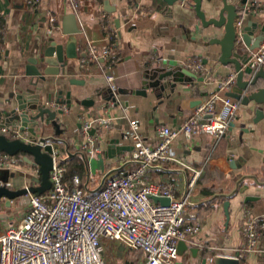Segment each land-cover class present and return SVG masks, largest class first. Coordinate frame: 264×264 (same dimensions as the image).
<instances>
[{
    "label": "crops",
    "instance_id": "1",
    "mask_svg": "<svg viewBox=\"0 0 264 264\" xmlns=\"http://www.w3.org/2000/svg\"><path fill=\"white\" fill-rule=\"evenodd\" d=\"M30 1L0 0V111H11L17 106L14 95L32 87L33 78L25 75L27 60L40 58L51 41L66 45L70 36L64 34L63 23L68 15L75 14L81 30L76 36L79 58L66 60L67 66L59 76H48L46 81H40L38 87L41 89L37 94L47 103L48 100L65 101L66 94L71 93L73 107L66 113L68 121L63 126L66 132L62 138L68 141L70 152L75 153L74 159L83 162L85 177L91 174L98 179L113 172L127 174L135 167L128 162L132 146L125 139L132 122L140 124V133L147 145H157L162 126L180 129L199 101L207 100L215 93L220 80L235 73L234 66L216 65L208 56L209 48L205 44L222 32L213 27L204 29L190 3H177L167 8L162 0H110L116 12L108 13L105 0H40L37 4ZM213 3L221 6L222 1L203 0L202 8L208 17H212L209 10ZM251 4L255 6L252 12L257 13L253 21L263 26L264 0H251ZM104 15L114 22L119 34L111 56V60L114 59L111 69L103 61L84 65L85 58L81 56L89 45L102 49L111 42ZM51 17H56L58 22L53 31ZM238 19L244 25L248 21L246 17ZM256 36L257 33L252 45ZM257 49L242 44L235 55L245 64ZM213 50L220 51L219 47H213ZM194 61H201L205 66L206 72L199 75L204 81L177 83L174 88L157 95L149 91L148 97L123 96L115 105L101 96L111 87L140 89L146 69L155 64L189 68ZM250 77L247 73L245 79ZM74 79L85 83L71 85L69 81ZM263 86L261 81L260 87ZM232 93L243 94V91L236 85ZM84 99H92L95 103L89 107L77 104ZM239 102V114L220 141L202 136L192 146H186L181 138L173 144L174 152L185 156L186 162L205 169L187 209L191 222L201 224L202 232L187 242L190 248L180 255L179 264H214L217 256L237 257L244 244L241 226L245 215L248 213L264 222V106H261L263 116L258 118L255 104L245 106ZM81 115L113 120L110 129H99L97 146L101 152L94 157L84 148L86 141L79 132L77 118ZM0 124V129L14 128L5 117ZM46 131L49 137L55 132L53 128ZM28 166L36 169L27 164L10 174H3L12 189L32 184L35 177ZM163 168L149 170V180L153 183L173 182L178 194H182L186 190L189 171H184L177 163H169ZM247 197H259L260 200L246 203ZM28 200L27 196L20 197L10 206L3 200L0 234L20 223L28 209ZM227 202L228 211L225 210ZM199 245H207L211 250L194 254L191 249ZM104 248L108 264H131L142 256L109 240L104 241ZM240 264H264V233L259 252L247 255Z\"/></svg>",
    "mask_w": 264,
    "mask_h": 264
},
{
    "label": "built area",
    "instance_id": "2",
    "mask_svg": "<svg viewBox=\"0 0 264 264\" xmlns=\"http://www.w3.org/2000/svg\"><path fill=\"white\" fill-rule=\"evenodd\" d=\"M39 2L30 1L34 4ZM104 19L111 42L102 49L89 45L83 64L103 61L111 63V69V56L117 47L119 34L114 22L106 15ZM57 23L56 17L50 18L51 31ZM242 26V20L237 19L236 27L240 30ZM243 68L251 76L264 69V39ZM189 69L197 74L206 72L201 61L191 62ZM236 85V72L220 80L215 93L195 108L180 129L168 125L159 129L157 145H147L140 133V124L132 122L125 139L132 146L128 162L135 167L127 174L113 172L98 179L91 174L84 178L75 174L68 182L66 163L74 158L75 153L70 152L68 141L61 137L63 144L53 149L51 189L43 194H29L28 209L20 223L0 234V264H108L105 240L142 254L131 264H179V243H187L202 232L201 224L191 222L187 209L205 169L186 162L185 156L174 152L173 144L179 138L186 146H192L202 136H211L216 141L225 137L241 108L239 101L228 96ZM46 106L65 113L69 111L65 104L54 101L47 102ZM77 122L88 154L91 157L100 154L98 131L100 128L110 129L113 120L81 115ZM0 133L11 139L30 142L27 130L2 128ZM48 143L53 144L52 141ZM169 163H177L184 171H189L186 190L180 195L173 182L153 183L148 178L149 170L164 169L163 166ZM24 165L27 164L23 156L0 152V170L13 171ZM35 167L33 176L39 178V168ZM3 185L0 182V186ZM8 187L11 188L9 183ZM152 197L169 198L170 204L162 206ZM241 233L244 244L236 257L240 262L247 255L259 252L264 222L247 213ZM197 247L202 252L211 250L207 245Z\"/></svg>",
    "mask_w": 264,
    "mask_h": 264
},
{
    "label": "water",
    "instance_id": "3",
    "mask_svg": "<svg viewBox=\"0 0 264 264\" xmlns=\"http://www.w3.org/2000/svg\"><path fill=\"white\" fill-rule=\"evenodd\" d=\"M162 1L167 8H172L177 3L182 5L190 3L204 29L213 27L222 32L220 36L215 35L205 44V47L209 48L208 56L212 57L213 63L216 65L234 66L237 73V85L243 91V94L231 92L228 93V96L241 101L245 106L251 103L255 104L257 106L256 115L258 118L263 116L261 106H264V86L260 87V82H264V69H260L249 79H245L247 72L243 68L244 63L235 55V52L242 44L254 50L260 46L264 39V25L261 26L253 21L257 13L252 12L251 0H221V6L213 3L209 10L212 17H208L207 12L203 10V0ZM23 6L18 5V7ZM104 6L106 12H116V8L111 6L110 0H105ZM240 17H246L248 21L246 25L243 22V26L239 30L236 27V21ZM63 29L64 34L70 36L66 45L58 44L54 40L51 41L50 46L43 52L40 58L30 57L27 60L28 64L25 66V75L33 78L30 83L32 87L22 90L18 95H14L17 99V106L12 108L11 111H0V121L5 117L7 123L10 126H14L13 129L27 130L30 134V142L26 143L19 139H11L0 133V152L11 156L22 155L27 164L37 166L40 171V177L33 178L32 185L28 188L11 189L8 187L9 179L3 177L4 173L10 174V171L0 170V182L4 183L3 186H0V209L3 200H6V205L10 206L11 202L17 198L25 197L29 194H43L51 189L50 173L54 166L53 149L60 148L64 142L60 138L66 132L63 126L68 121V116H66L63 110H53L47 107L46 103L42 101L41 96L37 94V91L41 89L38 87L40 81H46L48 76H59L62 73V69H65L67 66L66 60L79 58L76 36L81 33V30L78 27L75 14L68 15L65 18ZM255 33H257V36L255 37L254 45H252ZM213 47H219V53H216ZM81 56L86 58L87 54L85 53ZM199 75L192 72L189 68L155 64L146 69L144 81L140 89L130 90L111 87L106 91L107 93H102L101 96L108 102H120V97L130 95L148 97L149 91L157 95L168 88H174L177 83H191L194 80L204 81V78ZM69 83L71 85H83L85 82L74 79L70 80ZM60 98H62V95ZM52 101L48 100V102ZM57 102L65 104L69 110L73 107L71 93L66 94L65 101L62 100L60 102L59 99ZM78 103L82 107H89L94 105L95 101L84 99L77 101ZM128 104L126 103V105ZM200 104L201 101H199L198 105ZM88 117H91V114H88ZM3 125L5 124L3 123ZM48 128H53L55 131L50 137L46 131ZM91 133L94 134V131ZM49 141H52L53 144H49ZM152 199L162 206L170 204L169 198L152 197ZM258 200H260L259 197H247L245 202H255ZM228 206L229 203L227 202L225 204L226 211H228ZM189 248L186 242H180L178 245L179 255L185 253ZM191 251L195 254L199 249L194 248ZM213 261L214 264H240V260L236 257L217 256Z\"/></svg>",
    "mask_w": 264,
    "mask_h": 264
},
{
    "label": "trees",
    "instance_id": "4",
    "mask_svg": "<svg viewBox=\"0 0 264 264\" xmlns=\"http://www.w3.org/2000/svg\"><path fill=\"white\" fill-rule=\"evenodd\" d=\"M112 61L114 63V59H112L110 62ZM108 64H111V63H108ZM84 173H85V169H84L83 162L80 161L79 159L72 158L66 163V179L68 182L71 180L73 175L79 174L80 176H83Z\"/></svg>",
    "mask_w": 264,
    "mask_h": 264
},
{
    "label": "rangeland",
    "instance_id": "5",
    "mask_svg": "<svg viewBox=\"0 0 264 264\" xmlns=\"http://www.w3.org/2000/svg\"><path fill=\"white\" fill-rule=\"evenodd\" d=\"M28 170L30 171V173L34 170V168L32 166H28ZM85 176V175H83Z\"/></svg>",
    "mask_w": 264,
    "mask_h": 264
}]
</instances>
